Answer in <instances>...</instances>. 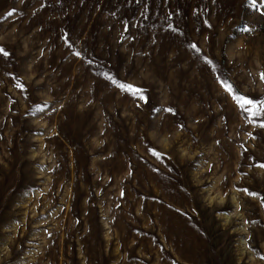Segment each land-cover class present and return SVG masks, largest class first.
I'll list each match as a JSON object with an SVG mask.
<instances>
[{
	"label": "rangeland",
	"instance_id": "374dc122",
	"mask_svg": "<svg viewBox=\"0 0 264 264\" xmlns=\"http://www.w3.org/2000/svg\"><path fill=\"white\" fill-rule=\"evenodd\" d=\"M0 47V264H264V0H0Z\"/></svg>",
	"mask_w": 264,
	"mask_h": 264
},
{
	"label": "snow or ice",
	"instance_id": "6c2138e0",
	"mask_svg": "<svg viewBox=\"0 0 264 264\" xmlns=\"http://www.w3.org/2000/svg\"><path fill=\"white\" fill-rule=\"evenodd\" d=\"M253 6H255L257 0H251ZM14 11V10H13ZM8 15H12V12H9ZM193 48H195V45H192ZM0 54H3L5 56L8 55V53L0 47ZM260 79L264 80V73L260 74ZM18 87H22V85H17ZM120 87L124 90L130 91L133 95L139 96L141 100H146V98L142 95V89L135 88L132 85H120ZM226 91H229L230 94H232L235 90L232 85L228 84L225 85ZM233 99L237 102L239 107L248 113L250 117H259L262 114H264V100L261 101H254L246 96L240 95L239 93H236L233 95ZM167 111L171 112L172 109H166ZM252 120H249V123H252ZM259 127L264 128V121H261L259 124ZM260 167H264V165H260Z\"/></svg>",
	"mask_w": 264,
	"mask_h": 264
}]
</instances>
